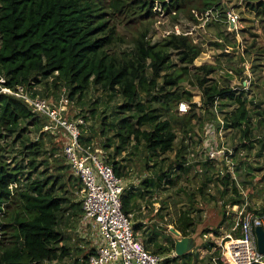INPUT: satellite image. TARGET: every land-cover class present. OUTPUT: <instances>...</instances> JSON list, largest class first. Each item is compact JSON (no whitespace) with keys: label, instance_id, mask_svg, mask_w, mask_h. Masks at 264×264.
<instances>
[{"label":"trees","instance_id":"trees-1","mask_svg":"<svg viewBox=\"0 0 264 264\" xmlns=\"http://www.w3.org/2000/svg\"><path fill=\"white\" fill-rule=\"evenodd\" d=\"M210 9L222 12L225 7L219 0H0V76L6 78V86H23L33 96L37 94L33 89L41 82L47 84V81L54 90L60 85L69 88L68 95H65L68 101L76 95L82 99L90 86L119 95L124 100L118 108L119 114L132 112L117 122L116 137L120 144L143 142L147 151L166 154L173 150L177 138L175 129L189 126L196 118L197 106L191 102V93L176 87L188 75L194 60L202 53V47L193 44L189 37L175 35L151 43L150 27L160 11L172 22L198 25ZM251 10L264 18V0L251 5ZM131 24L139 27L131 49L111 51L115 45L124 42L117 27ZM173 54L178 64L170 62ZM177 65V70L169 72ZM193 69L196 70L194 82L202 94L204 106L212 104L215 97H225L236 105L224 120L227 127L239 130L237 137L247 141L243 148L250 150L252 116L246 107L244 92L235 95L231 89L209 85V76L215 72L213 66L202 65ZM142 96L147 99H141ZM183 101L189 103L192 111L178 116L175 109L176 115L172 114L171 108ZM253 114L264 118V108ZM38 118L24 102L0 94V264L59 263L68 255L65 247H55L63 240L58 230L59 217L68 209L76 208L82 213L80 203H71L68 198L57 196L58 176L51 183L49 178L31 179L32 172L26 173L24 178L22 167L16 165L9 169L5 163L3 146L6 138L21 131L25 124L30 128L37 126L41 131ZM143 126L148 129H142ZM18 138L16 135L13 143ZM82 139L80 137V142ZM185 141L184 138L181 140L175 155L181 162L184 160L181 155L187 148ZM39 142L37 139L23 149H31L28 154L34 155ZM34 162L28 163L32 170L36 169ZM111 167L121 178L115 161ZM178 170L182 171L183 167L179 166ZM166 177L167 173L161 172L158 180ZM72 178H66V183L70 184ZM76 181L80 190L81 183L77 178ZM220 181L226 193L228 181ZM165 183L172 184L171 181ZM152 186L151 181L145 180L138 195L132 187L124 188L122 211L129 214L136 197L147 196ZM205 186L203 184L199 192L202 193ZM231 189L233 194H238L234 186ZM239 202L237 197L232 204ZM224 213L223 218L226 217ZM194 227V219L185 211L174 223V229L185 237L194 234ZM140 228V225L133 227L134 235ZM207 232L204 230L201 234ZM154 240L155 235L150 232L145 240L147 250ZM171 247L173 250V242ZM93 252L82 257V264L88 262ZM150 252L164 256L167 248L159 247ZM190 254L166 256L160 264H197L198 257L193 256V261L188 258ZM218 264L223 263L219 261Z\"/></svg>","mask_w":264,"mask_h":264},{"label":"rangeland","instance_id":"rangeland-1","mask_svg":"<svg viewBox=\"0 0 264 264\" xmlns=\"http://www.w3.org/2000/svg\"><path fill=\"white\" fill-rule=\"evenodd\" d=\"M219 1L225 8L234 10L239 16L240 45L235 42L236 34L228 31V24L225 20L213 24L205 33L197 31L196 38L202 47V53L199 55L200 65L215 67V72L209 76V85L216 84L219 88L231 89L235 95L243 91V96L247 99L246 107L251 112L253 129L250 141L252 148L245 149L247 152L245 164L236 174L238 184L245 191L244 196L240 189H238V194H233L230 181L226 193H224L220 181L222 178L218 176L219 168L214 163H201L195 160L198 151L204 144L205 121L213 120V115L207 106H200V109L196 110V118L191 121L189 126L175 129L177 138L173 144V150L166 154L147 151L143 142L136 144L131 141L125 146L120 144L116 137L117 122L123 117L130 116L132 112L119 114L118 108L124 102L119 95H112L109 92H103L99 87L90 86L82 99L79 100L76 95L64 106L69 118L82 117L85 121V126L81 127V137L87 144L81 142L82 145L89 146L93 152L102 155L104 161L110 166L115 161L120 169V177L124 181L125 188L132 187L135 194L138 195L142 190L141 183L145 180L151 181L153 186L150 188V193L144 198L136 197L134 207L129 214L132 215L133 227L141 226L135 236L143 243L144 247H146L147 235L150 232L155 235L153 244L151 246L149 244V249H146L149 253H151V249L167 248L164 256L158 255L163 259L166 256H174L171 247L173 233L170 232V229H174V223L181 212L190 213L195 221L193 235H199L201 238L198 241V247L190 252L188 258L192 259L196 255L198 257L197 264H212L211 258L219 257V243L221 240L223 242L225 235L231 232L235 221L236 216L231 208L232 201L239 197V201L246 199L251 207L264 208V118H258L253 114L255 110L264 108V18L251 10V5H255L260 0ZM154 21L150 27L149 36L153 35L154 39H158L161 23L157 22L154 25ZM164 22L165 26H168L171 21L169 18H165ZM117 29L124 42L115 45L111 51L130 50L133 37L136 36L135 32L137 29L139 30V27L131 24L128 27L118 26ZM217 40H223L224 45ZM230 46L233 50L228 54L226 51H229L227 47ZM170 62L178 64L174 54L171 56ZM177 68L178 65L171 68L169 72L175 71ZM195 74L196 70L191 66L188 75L176 89L187 90L192 95V101H199L202 95L195 85ZM38 88L40 89L37 91L39 96L51 101H55L54 96L59 98L63 95L62 97H65L69 93V88L63 85L54 90L50 81H47V84L41 82ZM29 94L33 96L32 93ZM145 98V96L141 97L143 100ZM219 102L222 108L219 114L223 118L236 108V105L225 97L220 98ZM152 106L158 107V104ZM175 109V107L171 108L172 114H175ZM190 111H192L191 108ZM37 120L39 127L45 123L43 119L38 118ZM225 128L224 136L227 142L231 146H237L238 142L235 140L240 135L239 130ZM142 129L148 128L143 126ZM16 135L19 136L18 141L13 143ZM183 138L186 139L187 148L181 155L184 157L181 162L175 155ZM37 139H40V142L36 154H28L31 149L25 151L24 146H29ZM66 143L67 137L61 130L57 131L55 135H51L41 133L37 126L30 128L28 124H25L22 125L21 131L6 138L3 146L5 149L4 160L9 169L16 165L22 167L24 178L26 173L32 172L31 179L49 178L51 183L58 176L57 196L66 197L71 203H80L81 189L79 190V186L76 185L78 184L76 178L72 175L68 161L63 154V147ZM191 154H194L195 157L192 158ZM235 159L237 158L235 157ZM31 161H35V170H32L28 165ZM187 161H190V164L185 167L184 163ZM179 166L183 167L182 171L178 170ZM161 172L167 173V177L159 181ZM71 176L73 177L72 182L67 184L66 178ZM165 181H171L172 184H166ZM204 181L207 182L204 183ZM24 183L22 181L21 184ZM203 184L206 186L201 193L199 189ZM59 186H62L61 190H59ZM23 187L25 188V185ZM223 213L226 216L224 218ZM81 214L74 208L66 210L59 217L58 230L61 232L63 240L56 243L55 247L59 249L65 247L68 255L57 264H82V257L93 252L99 244L97 231L91 222L87 227L82 225ZM222 219H224L223 222ZM204 230L208 232L201 234ZM8 231L9 229L7 233ZM216 231L217 234H215Z\"/></svg>","mask_w":264,"mask_h":264},{"label":"built area","instance_id":"built-area-1","mask_svg":"<svg viewBox=\"0 0 264 264\" xmlns=\"http://www.w3.org/2000/svg\"><path fill=\"white\" fill-rule=\"evenodd\" d=\"M223 11L217 9L206 11L198 25L172 22L160 11V15L156 18L158 20L154 21V25L157 22L161 23L160 33L158 39H154L152 35L151 43L169 35H175L189 37L193 44L201 45L196 38V32L205 33L213 24L225 20L228 31L236 34L235 42L240 45L239 16L232 9L225 8ZM165 18L171 21L168 26H165ZM217 41L224 45L223 40ZM230 47H227L228 54L233 50ZM197 58L193 62V67H199L198 65L201 64V58ZM0 94L24 102L37 117L43 119L45 123L42 125L41 132L55 135L61 130L66 135L67 143L63 147V154L72 175L79 179L82 186L80 221L84 227L91 222L99 237V244L93 254L88 257V264H160L163 258L146 250L143 243L134 235L132 215L122 211L121 195L125 188L124 181L115 175L102 155L93 152L89 146L82 145L80 142L81 127L85 126V121L82 117L67 116L64 109V106L68 104L67 98L62 95L57 101H51L40 96H30L23 86L14 88L6 86V78L3 76H0ZM201 99L202 96L199 101H191L197 109L204 106ZM219 100V97H215L212 104L207 106L213 115V120L205 121L204 144L195 160L201 163H214L219 168L218 176L227 179L228 183L230 181L237 191L242 190L240 192L244 196L245 191L238 184L236 174L243 168V162L246 161L247 152L243 145H246L247 141L237 137L235 140L238 142L237 146H231L227 142L224 136L227 126L224 118L219 114L222 109ZM189 112V103L183 101L177 104V115L184 116ZM191 157L195 155L191 154ZM189 164L190 161H187L184 166ZM231 208L236 216L233 227L231 232L225 235L224 241L221 240L219 243L220 254L219 257L212 258V264H218L219 261L223 264H264V256L257 252L255 236L256 228H262L264 231V211L257 206L251 207L246 199L233 204ZM226 215L228 216L227 212Z\"/></svg>","mask_w":264,"mask_h":264},{"label":"water","instance_id":"water-1","mask_svg":"<svg viewBox=\"0 0 264 264\" xmlns=\"http://www.w3.org/2000/svg\"><path fill=\"white\" fill-rule=\"evenodd\" d=\"M173 233V255L181 257L189 254L198 247L199 235L182 236L178 231L170 229ZM256 246L259 255L264 256V231L262 228L255 229Z\"/></svg>","mask_w":264,"mask_h":264},{"label":"crops","instance_id":"crops-1","mask_svg":"<svg viewBox=\"0 0 264 264\" xmlns=\"http://www.w3.org/2000/svg\"><path fill=\"white\" fill-rule=\"evenodd\" d=\"M38 87H39V85H38L37 87H35L33 90H34L35 92L40 91V89H39ZM36 96H39V93H37ZM54 97H55L54 99H55V101H56L58 98H57V96H54ZM51 99H52V98H51ZM52 101H53V100H52ZM81 135H82V134H81ZM82 140H83V139H82ZM82 143H83V144L85 143L84 140H83ZM85 144H87V143H85ZM200 239H201V238H199V240H200ZM201 258H202V257H201ZM211 259H212V258H211ZM211 263H212V261H211Z\"/></svg>","mask_w":264,"mask_h":264},{"label":"clouds","instance_id":"clouds-1","mask_svg":"<svg viewBox=\"0 0 264 264\" xmlns=\"http://www.w3.org/2000/svg\"><path fill=\"white\" fill-rule=\"evenodd\" d=\"M59 98H60V97H59ZM59 98H58V99H59ZM58 99H57V100H58ZM57 100H56V101H57ZM42 125H43V123H42ZM81 134H82V133H81Z\"/></svg>","mask_w":264,"mask_h":264}]
</instances>
